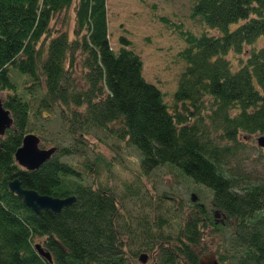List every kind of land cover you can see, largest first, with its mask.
I'll return each mask as SVG.
<instances>
[{
  "label": "trees",
  "instance_id": "obj_1",
  "mask_svg": "<svg viewBox=\"0 0 264 264\" xmlns=\"http://www.w3.org/2000/svg\"><path fill=\"white\" fill-rule=\"evenodd\" d=\"M71 4L70 39L51 22ZM189 16L210 31L196 35L175 25L186 44L180 52L186 66L172 114L159 88L142 76V61L129 41L121 36L120 47L111 48L105 0H0V93H7L2 103L13 118L0 136V264H133L120 238L118 197L83 184L65 159L81 154L91 129L112 132L113 123L117 137L137 149L143 173L167 164L212 192L210 208L194 202L173 237H144L154 264H199L202 226L218 235L221 264H264V184L238 190L203 128L210 120L229 142L240 132L264 134V0H193ZM23 75L32 83L30 92L17 87ZM36 102L37 112L55 109L63 129L52 137L53 154L27 170L14 154L23 135L34 132L29 113ZM14 177L40 194H73L75 200L59 213H36L9 191ZM36 238L51 262L37 253Z\"/></svg>",
  "mask_w": 264,
  "mask_h": 264
},
{
  "label": "rangeland",
  "instance_id": "obj_2",
  "mask_svg": "<svg viewBox=\"0 0 264 264\" xmlns=\"http://www.w3.org/2000/svg\"><path fill=\"white\" fill-rule=\"evenodd\" d=\"M192 2L193 0H105L111 48L116 51L120 47L121 36L129 41L127 47L137 53L142 61V76L159 88L163 102L172 114L175 112L173 93L186 66L180 55L186 44L175 25L196 35L208 30L199 18L189 16ZM161 18H166L169 22L162 21ZM74 23L71 4L68 9L54 16L51 25L55 31L66 30L71 39ZM228 57L236 62L233 54H228ZM12 75L17 78L22 76L15 72ZM16 83L22 92L33 89L27 76L23 75ZM6 95V92L0 93L1 98ZM209 100L206 98L203 115L208 114ZM176 108L184 115L188 114L179 104ZM37 109V102L31 105L29 127L40 137V147L48 148L54 145L52 137L63 128L55 109L40 107L39 112ZM189 121L194 122V117L191 116ZM205 121L208 123L204 125V130L208 131L212 144L221 152L219 162L222 169L226 175L235 178L237 189L241 190L251 184H264V148L256 142L260 134L240 132L236 141L229 142L219 136L210 120ZM111 125L113 131L118 130L116 123ZM113 131L91 129L79 145L81 154L77 152L65 159L71 160L80 171L77 179L83 184L102 188L118 197V225L126 257L133 264H154L153 253L142 244V241H146L144 237L151 232L156 235L159 234L156 232H161L162 237H173L183 225L194 202L204 203L210 208L212 192L167 164L143 173L137 149L126 138H118ZM192 195L195 197L193 201L190 199ZM216 217L223 220L220 212ZM201 232L202 241L197 252L199 258L207 263L204 257H209L210 253L217 256L218 235L206 226L201 227ZM34 242L42 240L36 238ZM141 252L148 255L143 263L138 260ZM181 263L184 264L183 261Z\"/></svg>",
  "mask_w": 264,
  "mask_h": 264
},
{
  "label": "water",
  "instance_id": "obj_3",
  "mask_svg": "<svg viewBox=\"0 0 264 264\" xmlns=\"http://www.w3.org/2000/svg\"><path fill=\"white\" fill-rule=\"evenodd\" d=\"M13 125V118L8 108L4 107L2 98L0 96V136L4 135L6 129ZM257 145L264 148V134L257 137ZM55 146L48 148L40 147V138L33 132H28L23 135L21 144L17 147L14 157L19 166L23 169L31 170L39 167L45 160H47L55 151ZM8 189L14 193L15 196L22 201V203L29 207L34 212L41 210H50L54 213H59L61 209L68 206L75 200V195H68L65 197H57L48 194H40L31 188L22 187L17 177L8 181ZM192 200L194 196L192 195ZM219 211H215V216ZM223 221V220H221ZM35 248L38 254L44 257L48 262H51L50 253L45 250L40 243H35ZM147 254L142 252L139 254L138 260L145 262ZM208 262L204 263L199 258V264H220L214 253H210L209 257H204Z\"/></svg>",
  "mask_w": 264,
  "mask_h": 264
},
{
  "label": "flooded vegetation",
  "instance_id": "obj_4",
  "mask_svg": "<svg viewBox=\"0 0 264 264\" xmlns=\"http://www.w3.org/2000/svg\"><path fill=\"white\" fill-rule=\"evenodd\" d=\"M216 217V216H215ZM217 218V217H216ZM219 220V219H218Z\"/></svg>",
  "mask_w": 264,
  "mask_h": 264
}]
</instances>
